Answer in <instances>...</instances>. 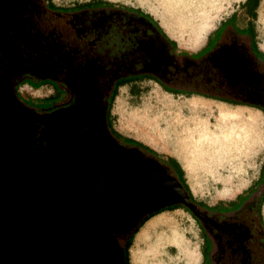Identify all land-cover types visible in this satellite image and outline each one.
<instances>
[{"label":"flooded vegetation","instance_id":"obj_1","mask_svg":"<svg viewBox=\"0 0 264 264\" xmlns=\"http://www.w3.org/2000/svg\"><path fill=\"white\" fill-rule=\"evenodd\" d=\"M9 1L13 4L11 7L16 5L15 12H8V6L0 12V91L7 88L1 85L4 80L12 99L26 111L20 110L22 118L30 123L25 147L29 153L48 151L54 155L51 149L62 133L49 129L50 133L46 134L43 129L60 120H71L86 100L92 101L97 116L91 120L98 123L104 136L100 146L76 153L67 171H60L66 174V195L76 200L69 205L68 214L73 216L74 223L80 221L75 224L79 232L85 230L84 223L88 224L83 232L84 254L102 259L94 262L90 257L87 264H106L108 256L116 258V264H128L125 242L139 221L153 212L137 211L139 205L143 206L141 199L147 189H135L133 193L134 175L150 168L156 178L163 174L181 182L173 166L115 132L109 110L114 89L111 80L119 76L147 75L161 85L213 93L222 98L219 100L256 106L264 111V53L257 46L252 25L256 8L251 6L256 0L242 1L248 14L242 29L236 26L234 15L226 16L196 55L176 51L157 41L151 47L142 46L143 52L124 65L117 62L113 49L93 41L92 33L89 34L91 28L77 20L80 14L76 12L80 9L55 5L52 0H3L7 5ZM174 79L185 85H172ZM40 85H48L53 95L57 93V98L37 101L19 91L20 86L28 93ZM21 140L18 137L15 142ZM10 177L13 186L2 193L7 204L23 200L26 184L36 178L16 169ZM175 204L188 212L199 226L205 264H264V222L256 195L245 193L212 204L188 198L186 205ZM68 235L57 230L53 238H68Z\"/></svg>","mask_w":264,"mask_h":264},{"label":"rangeland","instance_id":"obj_2","mask_svg":"<svg viewBox=\"0 0 264 264\" xmlns=\"http://www.w3.org/2000/svg\"><path fill=\"white\" fill-rule=\"evenodd\" d=\"M87 1L91 0H52L55 5L66 8ZM98 1L137 7L149 13L175 41V49L187 53H194L202 45L194 47L187 42H199L202 35L204 41L222 18L235 13L239 24L248 15L243 0ZM208 13L211 25L204 33L210 22ZM252 25L256 41L264 50V0L258 1ZM53 83L60 86L56 81ZM127 86L118 89V97L111 103L112 127L121 136L136 135L176 155L195 198L208 204L226 202V196L243 188L256 176L264 157V151H257L264 147V123L258 111L195 96L171 97L153 80L136 81L130 89ZM23 89L26 88L19 87L20 93L33 100L57 98V93L53 95L48 85H40L28 93ZM133 90L136 92L132 93ZM262 97L264 99V95ZM190 121L196 129L194 135L190 134ZM192 136L201 138L198 144L203 145L202 153L190 155ZM261 190L260 213L264 222V187L252 188L254 195ZM147 228L149 230H145ZM136 232L128 247V264H138L132 256L140 251L145 254L144 264H205L199 226L184 209L160 211Z\"/></svg>","mask_w":264,"mask_h":264},{"label":"water","instance_id":"obj_3","mask_svg":"<svg viewBox=\"0 0 264 264\" xmlns=\"http://www.w3.org/2000/svg\"><path fill=\"white\" fill-rule=\"evenodd\" d=\"M1 85L7 88L0 91V264H85L86 251L82 250L80 234L61 227L65 222H74L68 212L69 205L76 200L66 195V174L60 171H67L76 153L98 147L103 140V131L98 123L91 120L97 116L92 101L86 100L71 120H60L43 129L46 134L50 133L49 129L62 133L58 145L51 149L54 155L48 151L29 153L25 147L26 138H21L20 143L15 142V137H19L15 130L16 121L23 119L20 110L24 109L12 99L8 84L3 81ZM8 134H11V140L7 139ZM18 164L21 166L18 167ZM14 169L22 174H34L36 178L26 184V197L23 200L7 204L2 193L13 186L10 173ZM135 175L142 181L146 178L147 194L150 192L153 200L158 201L147 211L175 203L187 204L185 191L173 179L163 174L156 178L150 168L137 171ZM57 230L67 232L68 238L58 236L54 239Z\"/></svg>","mask_w":264,"mask_h":264},{"label":"trees","instance_id":"obj_4","mask_svg":"<svg viewBox=\"0 0 264 264\" xmlns=\"http://www.w3.org/2000/svg\"><path fill=\"white\" fill-rule=\"evenodd\" d=\"M100 3H104V4L100 5ZM257 4H258V0L254 2L251 8L255 9L257 7ZM71 8L80 9L79 11L76 12L80 14L78 15L79 17L77 16V20L79 21L81 20L83 22L81 24L82 26H89L91 28L89 34L92 33L91 37L93 38V41L97 43L98 46L106 47L108 50L110 49L114 50L113 56H116L117 62L121 65H124L130 62L131 60L134 61L137 58V56H139L138 53L139 52L141 53V51L143 52L141 48L142 46H144V49H145V46H147V44L150 45L151 47L153 43L157 41L159 42L161 41L167 44L172 49H175V41L170 39L164 33V31L162 30L158 22L149 13L142 11L140 8L125 6V5H113L110 3L99 2L98 0H91V1L81 3V4L73 5ZM252 16L253 17L255 16V12H253ZM199 52L200 50H197L196 52L191 53V54L196 55ZM142 79H153V78L147 75H140V76L131 75V76H126V77L119 76L116 80L114 81L111 80L114 89L112 90V93L110 95L109 110H110V106L113 101V98L117 93V88L120 85L124 83H128L131 80H142ZM153 81L157 82L155 79H153ZM173 81L174 82L172 85H185V83L177 79H174ZM158 84L163 90L167 92H172L175 94L185 93L189 95L191 93H197V94H200L206 97L222 99L213 93L200 92L198 90H193L190 88L181 89L177 87L161 85L160 83ZM235 103H239V102L235 101ZM124 138L125 140L129 142H132V143L141 145L144 148H147V146L141 144L140 142L132 138H129V137H124ZM147 149L150 150L149 148ZM170 165L172 166V164ZM173 168L180 175L181 188L185 191L189 199H194L192 193L190 192V189L188 188V185L185 183V180L182 177V171L180 170L179 166L175 164ZM254 185H260L262 186V189L264 187V158L262 160L261 168H260L257 179L253 182V185L251 186V188H248L246 193H253L252 187ZM241 196L243 195H238L237 197H241ZM262 196H263V192L261 190V192H259L258 195H256V197L258 198L259 211H260V204H261ZM180 207L181 206L179 204H172V205L160 208L158 210H155L153 212L147 213L139 221L137 226L133 229L131 235L128 237V241L126 240L125 242L126 249H128L132 236L137 231V229L145 221H147L150 217H152L159 211H162L163 209L170 210V209L180 208ZM127 258L128 256L125 257V260Z\"/></svg>","mask_w":264,"mask_h":264},{"label":"crops","instance_id":"obj_5","mask_svg":"<svg viewBox=\"0 0 264 264\" xmlns=\"http://www.w3.org/2000/svg\"><path fill=\"white\" fill-rule=\"evenodd\" d=\"M210 13H211V12H210ZM210 13H208V21H210V22H209V24L207 25V27H206L204 33L206 32V30H207V28L209 27V25H211V16H210ZM232 15H234L236 26L239 27L240 29H242L243 26L245 25L246 21H245V20H241V21H239V24H238V21L236 22V19H237V18H236V14H235V13H232ZM222 19H224V18H222ZM245 19H246V18H245ZM158 24H159V23H158ZM217 24H218V23H217ZM160 27L162 28V30L164 29V27H163L162 25H160ZM214 28H215V26L211 29V31L208 32V34H207V36L205 37L204 41H203L204 36L202 35V36H201V39H200L199 42L189 41V42H187V43H188V44H191V45H194V47L199 46L201 43H202V45H203L204 42H205V40H206L207 38H208V39H211V37L213 36V30H214ZM163 31H164V33L166 34V30L164 29ZM204 33H203V34H204ZM166 35H167V34H166ZM167 36H168V35H167ZM168 37H169V36H168ZM169 38H170V37H169ZM170 39H171V38H170ZM202 41H203V42H202ZM202 45H201V46H202ZM201 46H200V47H201ZM257 46H258L259 50L262 51V52L264 53V50L259 46L258 42H257ZM200 47H199V48H200ZM199 48H198V49H199ZM198 49H197V50H198ZM175 50H176V49H175ZM197 50H196V51H197ZM176 51H180V50H176ZM196 51H195V52H196ZM186 53H187V52H186ZM188 54H191V53H188ZM134 82H136V81H131V82L124 83V84L120 85V86L117 88V91H118V89H119L120 87H125V86H127V85H130V86H127V87L130 89V87L133 85ZM163 91H164L165 93H167V94H170L171 97H173V96H176V97H180V96H182L183 99H186V98H189V97H193V96H195V97H200V98H203V99H206V100H210V101L222 102V103L227 104V105H229V106H240V107H243L244 109L247 108V109L256 110V111H258V113H260V115H262V119H263V123H264V111L261 110L260 108L256 107V106H251V105H247V104H234V103L226 102V101H223V100L215 99V98H212V97H206V96H203V95H200V94H197V93H191V94L188 95V94H185V93H183V94H181V93H176V94H175V93H172V92H167V91H165V90H163ZM131 92H132V93H135L136 91L133 90V91H131ZM262 96H263V95H262ZM116 97H118V93H116V95L114 96L113 101L115 100ZM262 98H263V97H262ZM213 104H214V103H213ZM213 107H214V105H213ZM114 130H115V129H114ZM115 131L119 134L118 130H115ZM119 135H120V134H119ZM123 137H129V138H132V139H134V140L140 142L141 144L147 146V148H149L151 151H153V152H154V153H155L160 159H162L163 161H165V162H167V163L170 162L169 164H172V166H175V164H176L177 166H179L180 170L182 171V177L184 178L185 183L188 185V183H187V179H186V176H185V173H184L183 166H182L181 163L179 162V160H178V158H177L176 155H174L173 153H171V152H169V151H167V150H164V149H161V148H159V147H156V146L152 145L151 143H149V142L143 140L142 138L137 137L136 135H133V134H127V136H123ZM257 151H259V152L264 151V147L259 148ZM263 158H264V157H263ZM261 163H262V161L260 162V165H259V167H258V170H257V174H256V176H254V177H252L251 179H249L248 182H247V184H245V185L243 186V188H241V189H239V190H236L235 192H233V194H231V195H229V196H226V199H231V198H234L235 196L237 197L238 195H244L246 192L244 193V192H243V189L251 188V186L253 185V182L257 179V177H258V175H259V171H260V168H261ZM252 179H253V180H252ZM255 186H256V185H254L252 188H255ZM188 188L190 189L189 185H188ZM190 192L192 193L193 197L195 198V196H194L193 192L191 191V189H190ZM195 199L202 200V199H200V198H195ZM203 257H204V256H203Z\"/></svg>","mask_w":264,"mask_h":264},{"label":"bare ground","instance_id":"obj_6","mask_svg":"<svg viewBox=\"0 0 264 264\" xmlns=\"http://www.w3.org/2000/svg\"><path fill=\"white\" fill-rule=\"evenodd\" d=\"M0 1H2L1 2V9H0V12L3 10V8L6 6H8L7 8L9 9L8 10V12L10 11V13H14L15 12V6L16 5H14V7H11V6H13V4H10V1H9V5H7V3H4L3 2V0H0ZM5 9V8H4ZM57 64V63H56ZM3 81L4 80H2L1 81V84L3 83ZM1 93V92H0ZM1 95V94H0ZM21 109V108H20ZM28 117V116H27ZM187 124V126H188V123H186ZM29 125H30V123H28V122H26V118H23V119H20L19 121H18V123H17V125H16V127H15V130L17 131V134L19 135V138H25L26 136H27V131H28V127H29ZM190 129H191V132H190V134L191 135H194V132H195V126H194V124H193V122H191L190 121ZM204 134V133H203ZM9 135L10 134H8L7 135V139H9ZM10 137H11V135H10ZM15 137V136H14ZM199 138L200 137H198V139H196L195 137H191V145H190V150L192 151L191 153H190V155H196L195 153H202V149H203V145H200V144H198V140H199ZM15 139H16V137H15ZM18 139V138H17ZM201 139V138H200ZM200 141V140H199ZM204 141V140H203ZM202 143V142H201ZM143 180L144 181H147L146 180V178H143ZM132 181V184H133V186H134V188L133 189H131L132 191H133V193L134 192H136V190L135 189H139V188H141V189H143L144 187L145 188H147L146 187V183L144 182V181H142V180H140V179H137L136 178V175H134V178H133V180H131ZM12 183V182H11ZM131 183V182H130ZM122 189H124V187L123 188H121L120 189V191L122 190ZM127 189V188H126ZM148 189V188H147ZM119 191V192H120ZM120 194H122V193H120ZM135 194V193H134ZM119 197V196H118ZM111 199V198H110ZM141 199V198H140ZM109 201V200H108ZM107 201V202H108ZM158 201H154L153 200V196H151L150 195V192L148 193V194H146V196L143 198V199H141V204L144 206V205H148V206H146V207H143V206H141V205H139V209L137 210L138 212H141L142 210H145V209H149V208H152L153 206H154V204H156ZM63 210H64V207H63ZM68 213H70V210H69V212ZM137 213V212H136ZM74 222H75V220L74 219H72ZM72 223V222H65L64 224H62V221L60 222L62 225H61V227L63 226V228H64V226L65 227H69L70 228V230L72 231V230H74V231H72L73 233L74 232H76V231H78V230H76L75 228H76V226H75V224H80V221H78V222H76V223ZM87 223L85 224L84 223V228H85V230H86V228H87ZM91 225V224H90ZM82 228V227H81ZM143 229V228H142ZM85 230H83V231H78L77 233L78 234H80V236H81V239L83 240V241H85V239H83V232L85 231ZM91 230V229H90ZM145 230H149L148 228L147 229H145ZM137 233V232H136ZM140 233H142V232H140ZM139 233V234H140ZM145 233H146V231H145ZM85 234V233H84ZM148 234V233H147ZM144 235V234H143ZM148 237V236H147ZM142 239H143V237H142ZM142 239H140V240H142ZM82 241V242H83ZM153 241V240H152ZM150 246V245H149ZM149 248V247H148ZM148 251V250H147ZM148 253V252H147ZM150 253V252H149ZM152 254H154V253H152ZM93 254H91L90 256H87L86 254H84V256H85V264H87V262H88V260L90 259V257H91V259L92 260H94V262H95V258L92 256ZM144 253H142V251H140L139 253H136V252H134V255L132 256V259L133 260H138V264H144L145 262H144ZM110 256H108V259H107V261H106V264H116L117 263V261H116V258H113V257H111V258H109ZM150 258V257H149ZM156 259V258H155ZM161 259V258H160ZM98 260L99 261H102V259L100 260V258H98ZM104 260V259H103ZM147 260V259H146ZM189 260V259H188ZM158 261V260H157ZM186 261V260H185ZM149 262V261H148ZM147 262V263H148ZM156 262V261H155ZM187 262V261H186ZM185 262V263H186ZM89 264V263H88Z\"/></svg>","mask_w":264,"mask_h":264}]
</instances>
